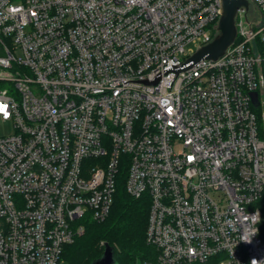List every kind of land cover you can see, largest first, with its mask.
I'll list each match as a JSON object with an SVG mask.
<instances>
[{
  "label": "built area",
  "instance_id": "obj_1",
  "mask_svg": "<svg viewBox=\"0 0 264 264\" xmlns=\"http://www.w3.org/2000/svg\"><path fill=\"white\" fill-rule=\"evenodd\" d=\"M247 1L222 57L164 75L213 42L221 0H0V264H65L122 179L149 203L142 264H264V0Z\"/></svg>",
  "mask_w": 264,
  "mask_h": 264
},
{
  "label": "trees",
  "instance_id": "obj_2",
  "mask_svg": "<svg viewBox=\"0 0 264 264\" xmlns=\"http://www.w3.org/2000/svg\"><path fill=\"white\" fill-rule=\"evenodd\" d=\"M148 216L147 199L128 195L122 179L109 216L102 222L87 223L85 234L65 248V264H92L104 254L105 244L114 250L116 264L155 260V251L146 242Z\"/></svg>",
  "mask_w": 264,
  "mask_h": 264
},
{
  "label": "water",
  "instance_id": "obj_3",
  "mask_svg": "<svg viewBox=\"0 0 264 264\" xmlns=\"http://www.w3.org/2000/svg\"><path fill=\"white\" fill-rule=\"evenodd\" d=\"M221 5L222 15L218 25V35L213 42L198 50L184 64H180L179 66L172 65L171 68L164 70V73L162 74L166 75L168 72H175L178 74L180 71L192 68L202 59L217 60L225 54L226 50L234 42L237 35L235 19L238 10L241 8L248 10L249 3L247 0H221ZM162 74L160 72L151 81L138 80L133 82H141L146 85H156L159 79H161ZM252 97L254 104L258 105V95L253 94ZM92 264H116L114 250L108 244H105L104 254Z\"/></svg>",
  "mask_w": 264,
  "mask_h": 264
},
{
  "label": "rangeland",
  "instance_id": "obj_4",
  "mask_svg": "<svg viewBox=\"0 0 264 264\" xmlns=\"http://www.w3.org/2000/svg\"><path fill=\"white\" fill-rule=\"evenodd\" d=\"M188 48H192L193 50H196L197 46L192 44ZM17 55H18V57H21L20 52H18ZM13 134H14V128H13L12 122L11 121H3L0 118V136H9V135H13ZM101 245H102V243H101Z\"/></svg>",
  "mask_w": 264,
  "mask_h": 264
}]
</instances>
